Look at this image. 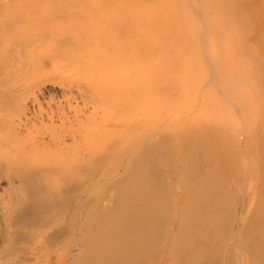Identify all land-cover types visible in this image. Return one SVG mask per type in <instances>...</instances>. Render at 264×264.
<instances>
[{
  "label": "rangeland",
  "instance_id": "374dc122",
  "mask_svg": "<svg viewBox=\"0 0 264 264\" xmlns=\"http://www.w3.org/2000/svg\"><path fill=\"white\" fill-rule=\"evenodd\" d=\"M166 240L264 264V0H0V264Z\"/></svg>",
  "mask_w": 264,
  "mask_h": 264
},
{
  "label": "bare ground",
  "instance_id": "6f19581e",
  "mask_svg": "<svg viewBox=\"0 0 264 264\" xmlns=\"http://www.w3.org/2000/svg\"><path fill=\"white\" fill-rule=\"evenodd\" d=\"M157 9V8H156ZM155 10V9H154ZM157 10H159V9H157ZM156 10V11H157ZM161 12V11H160ZM137 13V12H136ZM158 13H159V11H158ZM155 15V14H154ZM137 16V15H136ZM139 16V15H138ZM109 17V16H108ZM158 17H160V15L158 14ZM157 17V18H158ZM137 18V17H136ZM153 19V18H152ZM113 20H115V19H113ZM135 20V19H134ZM169 20H171V18L169 19ZM106 21V20H105ZM136 21V20H135ZM154 21V20H153ZM162 21V20H161ZM163 22H166V21H163ZM139 23H142L141 21L139 22ZM145 23V22H144ZM144 23H142V25L144 24ZM167 24L169 23V22H166ZM165 23V24H166ZM166 24V25H167ZM170 25V24H169ZM99 27V26H98ZM139 27H141V25L139 26ZM138 27V28H139ZM100 28V27H99ZM101 29V28H100ZM167 29V28H166ZM93 30V29H92ZM99 30V29H98ZM105 30V29H104ZM132 30V29H131ZM170 32V31H169ZM127 33V32H126ZM114 38V37H113ZM115 40V39H114ZM138 46V45H137ZM101 57H102V55H100ZM99 64L101 65V63L99 62ZM107 65V64H106ZM109 66V65H108ZM114 81H117V82H119V83H117V85H113L112 87L110 86L108 89H106V92H108L107 94H109L110 95V97L112 98L113 97V92L115 91V90H119V89H129L130 90V92H138V89H139V87H140V85H139V81L138 80H134L135 81V83H133L134 81H133V79H130V78H124V77H122V78H114ZM132 82V83H131ZM139 93V92H138ZM132 99H133V97H131ZM40 214V213H39ZM33 220H37V216H35L34 218H33ZM33 235H35V233H33ZM119 235H121L120 233H119ZM47 236V235H46ZM122 236H123V234H122ZM35 237V236H34ZM116 237V236H115ZM51 238V237H50ZM11 239V238H10ZM58 238H56V240H57ZM115 238H113V240H114ZM39 240V239H38ZM12 241H13V243L14 244H26L27 242H29V236L27 235V234H24V232H22L21 234H18V235H15V236H13V238H12ZM53 241V240H52ZM117 241H120L119 239H117ZM49 242H50V239H49ZM113 242H115L116 243V241H113ZM118 243V242H117ZM116 243V244H117ZM120 243H122L121 241H120ZM135 243H137V242H135ZM142 243V242H141ZM181 243V242H180ZM105 244V243H104ZM103 244V245H104ZM111 244H113L112 242H111ZM124 244V243H123ZM127 244H128V242H127ZM156 244H158V243H156ZM161 244V243H160ZM159 244V245H160ZM168 244H169V242H167V240L166 241H164V246H163V248H162V251H163V253L161 252V250H160V252L158 251V252H155V253H153V254H151V255H148V256H150L149 258H150V261H147V263L146 262H141V260H138L137 258H135L134 259V256H138V254L137 255H135V253H133V254H131L132 252H130V250H125V249H122V250H120L119 249V252L121 253V252H126L127 253V255H129V257L127 258V257H125V258H127V261H129L130 263H132V264H162L165 260V256H164V254H165V252H166V249L168 248ZM182 244V243H181ZM118 245V244H117ZM137 245V244H136ZM141 245H144L143 243L141 244ZM155 245V244H154ZM154 245H152V246H154ZM158 245V246H159ZM171 245H173L172 243H171ZM48 246V245H47ZM101 246V245H100ZM100 246H99V248H100ZM108 246H110V244L108 245ZM113 246V245H112ZM116 246V245H115ZM114 246V247H115ZM125 246V245H124ZM139 246H140V243H139ZM147 246H150L149 244L147 245ZM146 246V247H147ZM151 246V247H152ZM157 246V245H156ZM114 247H106V249H105V251H101V253H105L106 251L107 252H111L112 250H114L115 248ZM141 247V246H140ZM98 248V247H97ZM98 248V249H99ZM102 248V247H101ZM143 248V247H142ZM94 249V248H93ZM103 249H104V247H103ZM102 249V250H103ZM134 249V248H133ZM132 249V250H133ZM136 249V248H135ZM170 249V248H169ZM100 250V249H99ZM111 250V251H110ZM183 250H185L184 248H183ZM95 251H96V249H95ZM98 251V250H97ZM136 251V250H135ZM93 252V251H92ZM113 252V251H112ZM140 251H138V253H139ZM116 253V252H115ZM119 253V254H120ZM118 254V253H117ZM143 254V253H142ZM105 255H106V253H105ZM153 255V256H152ZM140 256H141V254H140ZM145 256L146 255H144V258H145ZM106 257V256H105ZM116 257H118V256H116ZM121 256H119L118 258H120ZM139 257V256H138ZM142 257V256H141ZM58 258V257H57ZM113 257H110L109 258V262H110V264H118L119 263V261L117 262L116 261V259L114 260V259H112ZM115 258V257H114ZM148 258V257H147ZM126 260V259H125ZM125 260H123V261H125ZM56 261H57V259H56ZM50 261H48V263H49ZM58 262V261H57ZM104 262V261H103ZM117 262V263H116ZM121 262V261H120ZM126 262V261H125ZM189 262V261H188ZM41 263H43V264H46V261L44 260V261H42ZM106 262H104V264H105ZM37 264V263H36ZM58 264V263H57ZM64 264V263H63ZM120 264V263H119ZM176 264V263H175Z\"/></svg>",
  "mask_w": 264,
  "mask_h": 264
}]
</instances>
